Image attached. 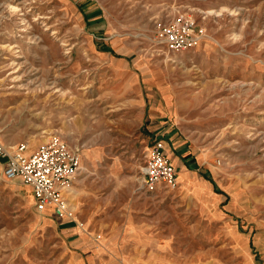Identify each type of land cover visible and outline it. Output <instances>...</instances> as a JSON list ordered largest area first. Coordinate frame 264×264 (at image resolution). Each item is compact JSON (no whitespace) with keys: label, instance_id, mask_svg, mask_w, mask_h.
<instances>
[{"label":"rangeland","instance_id":"1","mask_svg":"<svg viewBox=\"0 0 264 264\" xmlns=\"http://www.w3.org/2000/svg\"><path fill=\"white\" fill-rule=\"evenodd\" d=\"M182 12L200 43L160 51L157 24ZM160 124L196 178L147 192ZM53 135L83 152L85 230L37 212L0 163V264H264V0H0V144Z\"/></svg>","mask_w":264,"mask_h":264},{"label":"built area","instance_id":"2","mask_svg":"<svg viewBox=\"0 0 264 264\" xmlns=\"http://www.w3.org/2000/svg\"><path fill=\"white\" fill-rule=\"evenodd\" d=\"M197 23L192 13H178L175 18L157 24L154 42L165 53L193 49L204 35L203 27ZM29 149L27 143H20L13 149L0 144L4 178L19 180L30 187L37 212L68 219L79 229H84V222L74 214L67 198L71 182L80 171V148L53 135L34 150ZM137 183L138 189L147 192L178 186L177 170L166 157L160 140L148 146Z\"/></svg>","mask_w":264,"mask_h":264},{"label":"crops","instance_id":"3","mask_svg":"<svg viewBox=\"0 0 264 264\" xmlns=\"http://www.w3.org/2000/svg\"><path fill=\"white\" fill-rule=\"evenodd\" d=\"M85 13H86L87 23H90L91 25H93L94 28L99 29L98 26H100L99 23L102 20L101 17H97V15H93L94 11H92L91 13L90 12H85ZM90 14L92 16H90ZM101 48H102L103 51L112 52L111 48L106 46V45H102ZM131 88H132L131 84H129L127 90H130ZM146 111H147V104H145V107H144V116L146 114ZM153 129L154 130H152V134L150 135L151 141L149 142V145H151L155 140H160L162 142L163 150H164V153H165L166 157L175 166V168L177 170L178 181L179 180L183 181V179L185 177L190 180L191 179L190 176H192L193 178H196L195 176L190 175L188 173V171H190V167H191V164H192V163L189 162V160H192V157L190 155L191 153H189V152H187V153L181 152V148H182V147H180L181 144H179V142H177V141L176 142L174 141L173 132L169 131V130H166V129H174V128H167V127H165V125L160 124L157 127H154ZM58 136L62 140H64L66 143H68L69 145H73V144H70L66 139L62 138L60 135H58ZM8 148L13 149V147H8ZM29 148H30L29 151H32L36 147L32 148L29 145ZM80 156H81V159H80V169H81V167H82V157H83V152H82L81 149H80ZM0 163H3V162L0 161ZM78 174L73 178V180L71 182V185H70V187L68 189L67 198H68V200L70 202V205H71V207H72V209L74 211V214L80 220H82V218L79 216L80 215L79 214V210H78L79 207H78V203H77V200H76V197H75L78 194L76 192L77 191L76 183L78 181L77 180ZM202 176L206 179V175L205 174H202ZM12 181H17V182L21 183V181H19V180H12ZM25 187L29 191V194H30L29 198H30L31 203L33 205L34 198H33L32 191H31L30 187H28V186H25ZM214 192H216V191L214 190ZM45 215H49L50 216V214H45ZM54 219H56L58 221L59 226H62V227H65V228L68 227V228L78 229V227L72 221H70L68 219H58V218H55V217H54Z\"/></svg>","mask_w":264,"mask_h":264},{"label":"trees","instance_id":"4","mask_svg":"<svg viewBox=\"0 0 264 264\" xmlns=\"http://www.w3.org/2000/svg\"><path fill=\"white\" fill-rule=\"evenodd\" d=\"M214 190L217 192V187L216 186H214Z\"/></svg>","mask_w":264,"mask_h":264}]
</instances>
